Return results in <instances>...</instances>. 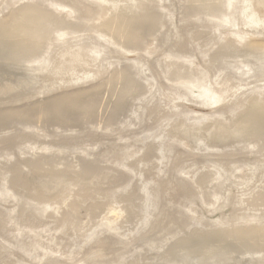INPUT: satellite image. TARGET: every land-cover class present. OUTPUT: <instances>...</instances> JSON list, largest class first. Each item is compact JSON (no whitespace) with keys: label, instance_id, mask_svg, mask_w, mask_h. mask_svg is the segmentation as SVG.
Wrapping results in <instances>:
<instances>
[{"label":"rangeland","instance_id":"1","mask_svg":"<svg viewBox=\"0 0 264 264\" xmlns=\"http://www.w3.org/2000/svg\"><path fill=\"white\" fill-rule=\"evenodd\" d=\"M0 264H264V0H0Z\"/></svg>","mask_w":264,"mask_h":264}]
</instances>
